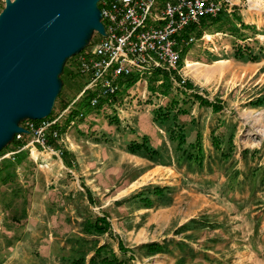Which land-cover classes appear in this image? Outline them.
Here are the masks:
<instances>
[{"label": "rangeland", "instance_id": "374dc122", "mask_svg": "<svg viewBox=\"0 0 264 264\" xmlns=\"http://www.w3.org/2000/svg\"><path fill=\"white\" fill-rule=\"evenodd\" d=\"M229 1L231 11L208 29L220 33L190 45L181 63L189 86L169 93L159 80L154 89L136 83L131 93L141 98L123 106L127 117L96 109L66 126L59 144L73 152L74 166L32 144V134L21 160L12 151L0 157V264H89L102 247V256L124 264H264V103H257L264 99V0ZM88 40L78 36L60 64L49 113L62 112L86 84L73 57ZM197 95L223 108L215 112ZM173 98L187 112L179 118L185 128L174 123L175 110L166 124L150 117ZM37 113L18 108L7 119L26 128ZM169 128L183 131V146ZM21 132L1 134L0 147ZM139 132L158 154L128 150L142 141ZM194 153L199 160L188 157ZM104 214L111 233L86 232Z\"/></svg>", "mask_w": 264, "mask_h": 264}, {"label": "built area", "instance_id": "2783aa9c", "mask_svg": "<svg viewBox=\"0 0 264 264\" xmlns=\"http://www.w3.org/2000/svg\"><path fill=\"white\" fill-rule=\"evenodd\" d=\"M8 1L0 0V15ZM229 3V0H99L96 9L103 29H92L87 34L88 43L94 39L96 42L89 56L79 59V69L86 77V84L73 102L52 121L39 126L32 121L27 123L24 131L33 135L31 143L62 156L61 149L55 150L48 143L47 128L67 114L87 92L92 94L90 105L97 112L110 108L122 112L123 106L128 105L127 101L138 103L141 95L137 96V92L131 93L130 90L128 96L121 95V77L135 76L136 83L148 84L155 72L166 71L174 88H183L187 80L181 67L183 61L187 62L186 56L183 58L184 50L188 48L189 51L190 45L199 40L213 42L208 38L212 36L208 34V28L202 26V19H214L223 12H230ZM191 25L202 29L201 37L195 33L182 36ZM115 96L120 97L118 102L112 100ZM101 98L108 100L98 108ZM86 117L87 114L80 112L69 124ZM53 134L61 137L56 130Z\"/></svg>", "mask_w": 264, "mask_h": 264}, {"label": "water", "instance_id": "95a60500", "mask_svg": "<svg viewBox=\"0 0 264 264\" xmlns=\"http://www.w3.org/2000/svg\"><path fill=\"white\" fill-rule=\"evenodd\" d=\"M98 2L8 1L0 15V135L24 131L7 119L15 109L33 108L35 118L48 115L56 95V72L73 53L75 40L89 28L103 29Z\"/></svg>", "mask_w": 264, "mask_h": 264}, {"label": "trees", "instance_id": "16d2710c", "mask_svg": "<svg viewBox=\"0 0 264 264\" xmlns=\"http://www.w3.org/2000/svg\"><path fill=\"white\" fill-rule=\"evenodd\" d=\"M223 13H225V12H223ZM223 13H221L217 18H214V19L203 18L202 19V26L204 28H208L209 29L211 26L219 25V23L222 22V20H221L222 17L221 16H222ZM192 33H195L198 37H201L202 29L197 27L196 25L188 26L185 29V31L183 32L182 36L183 37H188ZM95 42H96L95 39L93 41L89 42L88 45H86L83 48H81L76 53L75 57H73V58H75V61H76L78 66H79L80 57L81 56H87L88 57L92 47L95 44ZM245 50L250 52L249 49H244V51ZM244 51L242 53V50H241V54H239L240 57H243V54H245ZM187 52H188V48L184 50L183 58L186 56ZM249 55L254 61L257 60L256 56H253L252 54H249ZM70 72L66 68L63 71V73L65 75L69 74ZM160 79L162 81L161 89H164V91H168L170 93L171 89L173 88V82H172V80L170 78L169 73L166 72V71L165 72H160V71L155 72L153 74V76L150 78V85L152 86V84L155 81L160 80ZM136 81H137V79H136L135 76L121 77L120 80H119V83H120V85L122 87L121 88V95H122V93L129 92V89L136 84ZM187 86H189L188 83H186V87ZM151 88L154 89L153 86ZM60 94H58L57 99H59ZM91 95H92L91 93L87 92L78 102H76L75 103L76 105L74 104L75 106L71 107L70 111L67 113V118H66L65 121H62L60 119L57 122L52 123L47 128L48 143L55 150H57V149H61L62 150V156L61 157H62L64 163L67 166H69V167L74 166V157L75 156H74L73 152L69 151L68 149H64L63 147H61V145L59 144V138L60 137H55L53 132L56 130L59 133V136H60V135L64 134V132L66 130V126L69 125L70 121L72 119H75L76 117H78L80 112H84V113L87 112L86 114H89V113L93 112L94 108L91 107L90 100H89ZM197 97L200 98L202 104L212 107L215 112H218V111H220L223 108L222 105L220 103H218L217 101L216 102H212L210 100L202 98L199 95H197ZM107 100H108V98H101L100 103L98 105V108L102 107L103 104L105 102H107ZM112 100L114 102H118V100H120V97L115 96V97L112 98ZM257 103L258 104L264 103V99H259ZM70 104H71V102L66 103L63 106L62 110L67 108ZM173 110H175L177 113H173L174 112ZM171 112L174 115L173 116L174 123H179L183 127L185 123H181L179 118H180L181 115H184V114L187 115L186 114L187 112L183 111V108H181L179 106V104L176 102V98L171 99V101L170 100L167 101V104L165 105V107L163 105H161L159 107V109L155 110L154 113H153V119H154V121H157L160 124H166V122L170 118L169 115H171L170 114ZM60 113L61 112L53 115V112H51L44 118H34V119H32V121L37 126H39L45 121H52ZM80 119H82V118H80ZM113 121L114 122L117 121V118H111L110 119V123H112ZM185 127L186 126H184L183 128H185ZM168 131H169V134H170V138L172 140H174V141H178L179 142V146H183V143L186 142L185 141V136L183 135V131L180 130L179 132H177L173 128H169ZM30 138H31V134H29V133H24L21 138H18L17 135L14 134L12 139L6 145L0 147V157L2 155H4L5 153L12 151V152H14L13 153V158L14 159L19 158V160H21V157H20V152L22 151L21 149H22L23 146H25L29 142ZM148 138H149L148 136L144 135L141 142L138 141V140L131 141L128 144V147H127L128 150L130 152H132V153H142V152H144L149 157H153L154 155L158 154V149L152 148L149 145ZM197 143H199V140H198ZM194 147H195V145H194ZM197 149L200 152V150H201L200 143L197 144ZM188 157L191 158V159H194V160H199L200 159V156H198L196 153L189 154ZM154 192L155 193H161L162 192V188L161 187H156ZM88 195L91 196L90 193ZM84 228H85L86 232H88L90 234H97V235H103V234H107V233L110 234L111 231H112L111 223H110V221H109V219H108L106 214H104L103 216H97L94 219V221H88L84 225ZM120 245H121V248H122V243H120ZM103 248L104 247H102L100 249V251H98V253H95V255H93L91 257V261H90L89 264H124L123 262H121L116 257L112 258V257H109V256H102L101 255V250ZM152 249H153V251L163 250V247L162 246H158L157 244H154L152 246ZM73 263L74 264H85L84 258L75 259L73 261Z\"/></svg>", "mask_w": 264, "mask_h": 264}, {"label": "crops", "instance_id": "0c3cea01", "mask_svg": "<svg viewBox=\"0 0 264 264\" xmlns=\"http://www.w3.org/2000/svg\"><path fill=\"white\" fill-rule=\"evenodd\" d=\"M217 26H218V25H217ZM217 32H218V31H215V32L211 33L212 36H215V33H217ZM219 33H220V32H219ZM212 50H213V49H212ZM189 51H190V50H189ZM189 51H188V54L190 53ZM188 54H187V55H188ZM133 87H134V86H132V87L129 89V92H130L131 89H133ZM137 96H138V95H137ZM139 96H140V95H139ZM128 104H129V103H128ZM131 106L134 107L135 105L132 104ZM122 114H124V117H127V116H128L129 114H131V113H129L128 110H124V109H123V110H122ZM132 115H133V116H136V115H137V112L133 110ZM141 115H142V114H141ZM141 115H140V116H141ZM150 117L152 118V120H153V122H154L153 114L150 113ZM157 128H158V127H157ZM158 129H159V128H158ZM144 135H148V134H147V133H144V132H139V135L137 134V136H144ZM148 136H150V135H148Z\"/></svg>", "mask_w": 264, "mask_h": 264}, {"label": "bare ground", "instance_id": "6f19581e", "mask_svg": "<svg viewBox=\"0 0 264 264\" xmlns=\"http://www.w3.org/2000/svg\"><path fill=\"white\" fill-rule=\"evenodd\" d=\"M76 41V40H75ZM190 66H192V64H191V62L190 61H188V67H190Z\"/></svg>", "mask_w": 264, "mask_h": 264}]
</instances>
